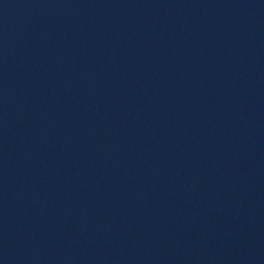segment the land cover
<instances>
[{
	"label": "water",
	"instance_id": "1",
	"mask_svg": "<svg viewBox=\"0 0 264 264\" xmlns=\"http://www.w3.org/2000/svg\"><path fill=\"white\" fill-rule=\"evenodd\" d=\"M0 264H264V0H0Z\"/></svg>",
	"mask_w": 264,
	"mask_h": 264
}]
</instances>
